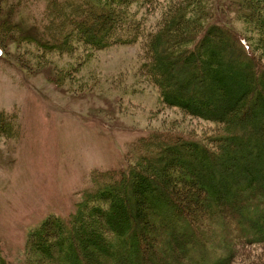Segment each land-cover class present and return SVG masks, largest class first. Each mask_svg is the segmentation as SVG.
<instances>
[{
	"label": "trees",
	"instance_id": "16d2710c",
	"mask_svg": "<svg viewBox=\"0 0 264 264\" xmlns=\"http://www.w3.org/2000/svg\"><path fill=\"white\" fill-rule=\"evenodd\" d=\"M44 1V41L2 18L0 38L13 32L66 56L65 75L98 51L138 44V69L161 102L215 128L198 140L137 138L131 166L101 173L67 220H48L50 232L32 231L21 264H232L239 243L264 245V65L255 54L264 0Z\"/></svg>",
	"mask_w": 264,
	"mask_h": 264
},
{
	"label": "rangeland",
	"instance_id": "374dc122",
	"mask_svg": "<svg viewBox=\"0 0 264 264\" xmlns=\"http://www.w3.org/2000/svg\"><path fill=\"white\" fill-rule=\"evenodd\" d=\"M0 1L2 20L45 40V1ZM9 34L0 38L7 46L0 58V261L21 264L32 231L43 225L50 232L48 220H67L101 173L131 166L126 154L137 138L167 133L198 140L215 126L161 102L138 69V44L98 51L65 75L66 56ZM255 54L264 65V51ZM230 169L238 173L241 164L233 160ZM235 250L232 264H264V245L239 243Z\"/></svg>",
	"mask_w": 264,
	"mask_h": 264
}]
</instances>
